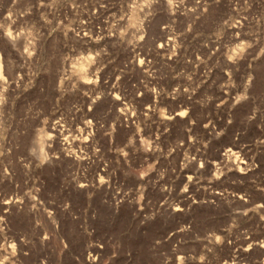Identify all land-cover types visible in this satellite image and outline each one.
<instances>
[{"label": "rangeland", "instance_id": "rangeland-1", "mask_svg": "<svg viewBox=\"0 0 264 264\" xmlns=\"http://www.w3.org/2000/svg\"><path fill=\"white\" fill-rule=\"evenodd\" d=\"M0 264H264V0H0Z\"/></svg>", "mask_w": 264, "mask_h": 264}, {"label": "bare ground", "instance_id": "bare-ground-1", "mask_svg": "<svg viewBox=\"0 0 264 264\" xmlns=\"http://www.w3.org/2000/svg\"><path fill=\"white\" fill-rule=\"evenodd\" d=\"M85 124H86V123H85ZM85 127H86V126H85ZM83 129H84V126H83ZM227 151L232 152L231 150H227ZM227 151H226V152H227ZM224 152H225V151H224ZM230 152H229V153H230ZM233 152H234V151H233ZM233 152H232V154H233ZM227 154H228V153H227ZM235 154H236V153H235ZM233 155H234V154H233ZM230 156H232L231 153H230ZM226 157H227V156H226ZM232 159H233V158H232ZM234 159H235V157H234ZM238 160H239V157H238ZM233 161H234V160H233ZM240 161H241V160H239V163H238V161H237V164H238V165H241V163L244 162V161H242V162L240 163ZM234 162H236V161H234ZM238 165H237V166H238ZM241 166H242V165H241ZM240 168H241V167H240ZM243 168H246V167L243 166ZM243 168H242V169H243ZM6 205H7V204H6Z\"/></svg>", "mask_w": 264, "mask_h": 264}, {"label": "clouds", "instance_id": "clouds-1", "mask_svg": "<svg viewBox=\"0 0 264 264\" xmlns=\"http://www.w3.org/2000/svg\"><path fill=\"white\" fill-rule=\"evenodd\" d=\"M186 190V189H185Z\"/></svg>", "mask_w": 264, "mask_h": 264}]
</instances>
